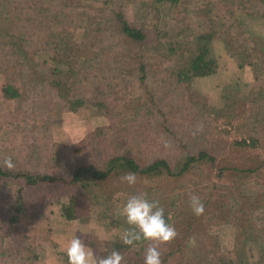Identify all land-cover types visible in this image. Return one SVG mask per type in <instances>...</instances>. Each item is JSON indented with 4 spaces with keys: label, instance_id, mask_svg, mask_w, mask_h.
I'll return each instance as SVG.
<instances>
[{
    "label": "trees",
    "instance_id": "trees-1",
    "mask_svg": "<svg viewBox=\"0 0 264 264\" xmlns=\"http://www.w3.org/2000/svg\"><path fill=\"white\" fill-rule=\"evenodd\" d=\"M232 1L235 18L221 28L214 10L219 0H0L14 5L22 20L0 40V264H36L45 257V242L67 264L64 249L73 234L55 239L48 226V234L34 228L49 219L47 201L58 204L67 220L104 219L108 228L117 225L123 232L124 204L116 207L114 201L140 192L159 201L178 232L161 247L162 264H264V189L247 194L242 182L252 173L264 181V171L258 172L264 157L253 166H220L218 138L208 146L199 139L192 150L171 121L177 107L200 103L188 87L192 78L215 71L210 43L222 37L255 79L247 94L231 92L223 105L225 121L243 118L236 131L245 136L232 144L264 147V45L251 44L243 27L247 21L264 23V0ZM165 2L182 20L175 34L158 25ZM29 27L43 32L48 44L35 55L26 49ZM42 64L48 69L40 70ZM84 104L101 110L109 122L70 145L41 144L63 112ZM11 132L18 134L16 141ZM174 146L184 152H165ZM9 157L12 170L3 166ZM201 163L216 169V181L194 180L183 191L168 182ZM225 169L230 177H222ZM128 172L137 175L134 186L120 181ZM143 177H154L156 185H146ZM194 196L205 207L200 217L189 207ZM94 205L98 209L90 216ZM222 224L233 230L229 248L220 246L216 227ZM122 232L111 234L106 245L92 236L82 239L97 255L116 249L127 264H143L145 244L123 245ZM245 246L249 259L237 260Z\"/></svg>",
    "mask_w": 264,
    "mask_h": 264
},
{
    "label": "rangeland",
    "instance_id": "rangeland-1",
    "mask_svg": "<svg viewBox=\"0 0 264 264\" xmlns=\"http://www.w3.org/2000/svg\"><path fill=\"white\" fill-rule=\"evenodd\" d=\"M215 3V14L219 27L225 26L232 18H235L231 14L233 9L232 0H219ZM18 9L14 5L6 4L0 5V40L3 41L6 34L9 31L15 30L17 25L22 20L16 19ZM24 15V13H21ZM159 21L158 25L160 29L166 31L169 34H175L182 27V20L176 18L174 11L169 2H165L159 8ZM49 19V17L47 18ZM51 20V19H50ZM40 22H36L37 26ZM245 35L253 45H264V23H256L247 21L243 23ZM46 31L47 29L44 28ZM74 30V29H73ZM48 47L46 40L44 39V33L35 31L29 27L27 31L26 49L31 55H35L36 51L41 48ZM210 49L216 58L217 66L214 72L204 76L194 77L188 87V90L193 94V99H197L200 103L192 104L187 102L185 109L181 111L177 107V110L172 115V124L176 134H183V138L188 142L189 148L192 150L197 149L200 145L199 139L203 141V144L208 146L207 141L212 138H218L220 144L223 147L217 150V154L220 166H224L227 163H235L239 166L256 165V162L264 157V147L258 146L252 147H237L232 144V140L240 139L244 134H240L236 131L237 123L241 122L243 118L238 114L231 121H225L222 117L223 105L227 100V94L231 92H237L245 95L252 89L255 83V79L252 74V70L249 65L239 66L234 55H231L226 46L224 45L222 37H216L210 43ZM1 60V59H0ZM40 70L48 69L47 64L39 66ZM134 74V73H133ZM130 75V76H133ZM135 79V78H134ZM136 80V79H135ZM2 84V77L0 75V86ZM189 107V108H186ZM113 114V113H112ZM182 116L185 119H182ZM8 117V114H6ZM1 123L4 120H0ZM109 122V117L101 110L95 107H91L87 104L80 106L76 111H65L61 117L54 121L52 124V130L49 136H46L41 140V144L50 145L52 141H57L60 144L76 142L83 134L96 127L97 125H103ZM14 141H16L17 133L11 132ZM177 146V145H176ZM172 147L166 149V153L172 155H179L178 152H184L183 148ZM263 162V161H262ZM264 171V163L258 168V172ZM225 175L222 177H230L229 170L223 171ZM257 172V171H256ZM261 175V173H259ZM256 173H252L250 176H244L242 179L243 190L247 194H254L264 189V181L258 180ZM199 180L204 184L208 180H217L216 169L212 168L208 164H199L193 168L188 174L182 175L172 182H168L174 185L178 190H188L192 188L193 181ZM143 183L151 185L155 183V178H142ZM225 182V181H224ZM121 184H116L114 190L119 188ZM128 197H120L117 201H114L117 207L120 204H124ZM93 200V199H92ZM48 207L49 219L41 220L36 223L34 228L42 226L44 233L47 231V226L52 231V235L55 239L60 238L61 234H76L84 239L88 236H92L97 244L106 245L111 238V234L119 233L121 227L114 225L108 228L107 221L104 219L84 218L83 221L78 219L67 220L61 213L60 206L55 202H49ZM123 207V206H122ZM122 207L120 209L122 210ZM98 205H94L90 211V216H94ZM217 233L220 238V246L229 248L232 246L233 230L229 225L222 224L216 227ZM48 234V233H45ZM45 249L43 251L44 258L38 261L36 264H61V255L54 253L49 242H45ZM254 246V243H251ZM94 251V246L88 245ZM95 252V251H94ZM252 257V256H251ZM249 259L248 247L241 251L237 260L246 261Z\"/></svg>",
    "mask_w": 264,
    "mask_h": 264
},
{
    "label": "clouds",
    "instance_id": "clouds-1",
    "mask_svg": "<svg viewBox=\"0 0 264 264\" xmlns=\"http://www.w3.org/2000/svg\"><path fill=\"white\" fill-rule=\"evenodd\" d=\"M3 166L14 169L12 159L6 158ZM121 183L134 186L137 183L135 172H128L120 177ZM189 207L194 216L200 217L205 212L203 202L192 197ZM121 214L128 225L120 235L123 245L135 248L139 243L145 244L143 264H162L161 247L171 244L178 236L173 224L166 221L165 210L157 200H149L148 194L140 192L130 195L124 203ZM195 243V239H191ZM67 264H127L125 256L113 249L106 255H97L89 248L81 236L73 234L64 249Z\"/></svg>",
    "mask_w": 264,
    "mask_h": 264
},
{
    "label": "crops",
    "instance_id": "crops-1",
    "mask_svg": "<svg viewBox=\"0 0 264 264\" xmlns=\"http://www.w3.org/2000/svg\"><path fill=\"white\" fill-rule=\"evenodd\" d=\"M62 235V234H61ZM88 246V245H87Z\"/></svg>",
    "mask_w": 264,
    "mask_h": 264
}]
</instances>
